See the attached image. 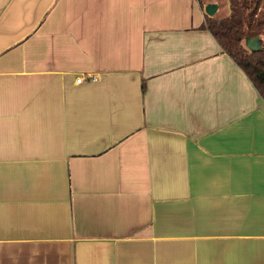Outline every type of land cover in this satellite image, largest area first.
Segmentation results:
<instances>
[{
    "label": "crops",
    "instance_id": "crops-1",
    "mask_svg": "<svg viewBox=\"0 0 264 264\" xmlns=\"http://www.w3.org/2000/svg\"><path fill=\"white\" fill-rule=\"evenodd\" d=\"M206 16L0 0V264H264V99Z\"/></svg>",
    "mask_w": 264,
    "mask_h": 264
},
{
    "label": "trees",
    "instance_id": "trees-1",
    "mask_svg": "<svg viewBox=\"0 0 264 264\" xmlns=\"http://www.w3.org/2000/svg\"><path fill=\"white\" fill-rule=\"evenodd\" d=\"M228 2V14L222 17L207 14L200 28L211 32L264 99V0ZM200 3L204 4L202 0ZM251 37L259 38L261 48L258 51H252L246 45V39Z\"/></svg>",
    "mask_w": 264,
    "mask_h": 264
},
{
    "label": "water",
    "instance_id": "water-1",
    "mask_svg": "<svg viewBox=\"0 0 264 264\" xmlns=\"http://www.w3.org/2000/svg\"><path fill=\"white\" fill-rule=\"evenodd\" d=\"M218 10V4L215 3H207V5L204 6V12L210 16H214ZM248 48L252 51H258V49L261 48V44L259 42V38L257 37H251L246 39L245 41Z\"/></svg>",
    "mask_w": 264,
    "mask_h": 264
},
{
    "label": "rangeland",
    "instance_id": "rangeland-1",
    "mask_svg": "<svg viewBox=\"0 0 264 264\" xmlns=\"http://www.w3.org/2000/svg\"><path fill=\"white\" fill-rule=\"evenodd\" d=\"M202 2L204 3L203 5H207V3L211 2V3H217L219 5V8L217 10L216 16L218 17H222L226 14H228L229 12V2L228 0H202Z\"/></svg>",
    "mask_w": 264,
    "mask_h": 264
},
{
    "label": "built area",
    "instance_id": "built-area-1",
    "mask_svg": "<svg viewBox=\"0 0 264 264\" xmlns=\"http://www.w3.org/2000/svg\"><path fill=\"white\" fill-rule=\"evenodd\" d=\"M87 78H88V80H92V81H95L97 79L96 76L93 74L88 75ZM83 80H85V78L82 76H79L76 78V83H80Z\"/></svg>",
    "mask_w": 264,
    "mask_h": 264
}]
</instances>
